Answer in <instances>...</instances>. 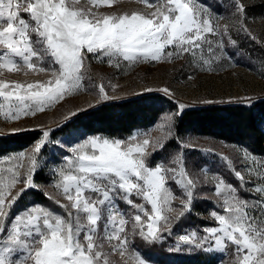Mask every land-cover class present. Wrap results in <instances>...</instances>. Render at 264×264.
Segmentation results:
<instances>
[{
  "label": "snow or ice",
  "instance_id": "obj_1",
  "mask_svg": "<svg viewBox=\"0 0 264 264\" xmlns=\"http://www.w3.org/2000/svg\"><path fill=\"white\" fill-rule=\"evenodd\" d=\"M113 2L88 0L94 7ZM142 2L152 10L97 15L80 7L81 0H0V70L50 72L52 77L27 85L0 80L4 101L0 116L14 122L82 89V69L90 56L99 62L107 58L109 66L117 68L121 61L186 58L193 66L211 70L214 61L227 55L229 45L237 46L233 31L254 38L248 23L256 17L250 13L264 9V0H214L215 8L206 0ZM220 8L228 10L227 15ZM221 18L228 23L220 25ZM162 91L170 95L169 89ZM99 93L102 99L108 98L102 85ZM252 99L244 97L242 102ZM184 109L180 104L175 116ZM174 118L166 117L167 131L155 141L140 140L135 134L127 141L91 136L69 146L71 155L50 170L53 186L67 201H56L66 216L40 205L12 213L29 189L39 190L34 176L47 163L40 153L51 143L50 131L41 130V138L27 154L5 158L16 163L0 171V264H154L136 246L137 241L147 249L162 246L165 237L173 234L166 214L175 210L172 201L180 200L178 222L193 210L197 189L207 183L199 173L187 171L182 150L170 154L167 163H152L171 138ZM180 145L181 149L187 146L184 141ZM23 159L28 164L21 173ZM244 160L254 181H246L240 170L233 171L243 186L252 183L250 198L241 197L239 189L220 179L214 194L222 200L219 207L224 214L210 213L218 227L205 228L204 235L181 234L168 251L218 253L222 260L227 253L228 264H264V161L257 162L247 153ZM17 183L24 187L12 194ZM176 190L181 196L174 195ZM133 196L143 203L135 202ZM120 203L134 211L122 210Z\"/></svg>",
  "mask_w": 264,
  "mask_h": 264
},
{
  "label": "rangeland",
  "instance_id": "obj_2",
  "mask_svg": "<svg viewBox=\"0 0 264 264\" xmlns=\"http://www.w3.org/2000/svg\"><path fill=\"white\" fill-rule=\"evenodd\" d=\"M149 2H154V0H149ZM206 2L215 4L214 0H206ZM80 7L86 10L91 9L97 15H121L133 12H149L152 10L142 0H114L111 6L100 5L98 7L89 4L88 0H81ZM218 10L227 15L228 10L223 8ZM262 15H264V9L259 8L250 13V16L256 17L255 21L250 20L248 23V27L254 38H250L243 33L237 35L233 31L232 36L236 40L237 46L232 47L229 45L227 47V55H224L218 61H214L211 65V70L193 66L187 62L186 58H178L168 62H139L135 64L121 61L120 67L117 68L109 66L107 58H105L104 62H99L90 56L85 61V66L82 69L84 76L82 89L65 95L63 99L50 105H46L44 110L37 111L34 115L22 116L14 122H6L0 116V136L38 130L40 131L38 139H40L41 130H48L51 133V130L68 120L74 113L77 114L80 111L92 108L108 100L158 92L170 100L171 105H173L170 108H166V111L161 113L159 118L150 126L133 130L125 139L95 134L69 140L65 137H53L51 133L49 137L51 143L48 144L46 150L48 156H46V153H40L42 161L48 160L45 171L48 172L49 177L43 183H35L38 186V191L47 197L49 204L31 202L28 198V193L31 190L29 189L12 209L13 215L22 212L30 206L40 205L54 213L66 216L67 213L56 201L59 200L61 203H67V201L53 186L55 178L52 176L50 170L56 166L63 165L66 154L71 155L68 151L69 146L75 147L76 143H82L84 139L91 136L127 141L135 134L140 140L147 138L150 142L155 141L161 138L165 134V131H167L166 117L171 115L175 118L173 120L171 138L168 141L169 144L167 143L166 148L162 152L156 154L152 163L155 164L161 160L167 163L170 154L182 150L187 171L189 173H199L201 181H207V183H202L197 189L196 199L192 206L194 212L191 211L186 214L178 222L176 221V216L177 212L180 211V200L174 199L172 201V208L175 210L169 211L166 214L173 225V234L165 237V243L160 246L162 250L152 253L150 258L154 264H173V258L178 257L176 256L177 254L182 256L190 253L187 249L180 253L170 252L168 249L176 243L177 237L181 234L197 231L199 234L204 235L203 230L205 228L218 227V223L210 215L213 210L224 214L219 207L222 200L214 194L215 183L223 179L227 184L239 189L241 197L250 198L252 183H249L247 187L243 186L235 176L233 169L240 170L244 174L246 181H254L255 178L254 176H250L245 170V165L248 162L244 160V156L247 152L224 139L205 133L189 130L183 133L179 131L175 132L174 123L180 117V115L176 117L175 114L180 104H184L185 108H187L219 103L242 102L244 97H251L253 98L252 100L264 98V78H262L264 77V44L261 43L264 42V19L259 18ZM218 23L224 25L228 21L221 18ZM209 39H213V37L209 36ZM190 76L191 79H189ZM51 78L50 72H32L26 69L13 72H8L6 69L0 70V80L5 82H20L24 85L37 81L46 82ZM101 85L105 89L107 99H102L100 96L99 87ZM164 88L170 90V95H166L162 91ZM21 91L23 92V90ZM0 103H4L2 97H0ZM13 103H15L14 100ZM5 110H7V105L5 106ZM162 125L165 126L163 129ZM38 139L18 152L0 156V171L16 163L15 160L9 161L5 158L15 157L21 152L27 154ZM180 141H184L187 146L181 149ZM148 151H152V149L149 148ZM248 155L257 162L264 161V158ZM224 157L228 159L224 160ZM229 160L231 161V165L228 164ZM20 164L19 171L24 173L28 164L27 159L20 161ZM256 166V164L251 165L253 168ZM23 187L22 183H17L11 190L12 194H15ZM174 195L179 197L181 196V192L176 190ZM132 199L137 203H143L142 200L135 196ZM121 206L126 207L123 203H121ZM146 210L150 211V205H146ZM131 211L134 210L129 208V212ZM189 214L192 217H189ZM141 215L146 220V217H143V214ZM136 246L140 247L139 241H137ZM192 252L214 257L216 262H220L221 264H228L229 261L227 253L223 255L222 260L218 253ZM163 256L165 260L162 259ZM110 259L119 260L120 258L118 256H111ZM129 264H132V262L129 261Z\"/></svg>",
  "mask_w": 264,
  "mask_h": 264
},
{
  "label": "trees",
  "instance_id": "obj_3",
  "mask_svg": "<svg viewBox=\"0 0 264 264\" xmlns=\"http://www.w3.org/2000/svg\"><path fill=\"white\" fill-rule=\"evenodd\" d=\"M213 7L216 5L213 4ZM172 106L171 101L158 92L108 100L78 112L66 120V125L63 122L51 130V133L53 137H65L69 140L95 134L125 139L133 130L150 126L166 108ZM174 128L175 132L183 133L189 130L218 137L252 156L264 158V98L254 99L251 103L233 102L187 107L176 119ZM69 133L72 135L69 136ZM39 135L40 131L34 130L0 136V156L22 150L38 139ZM47 148L48 145L43 148V154ZM47 165L48 160L35 174V183H43L48 179L49 174L45 171ZM28 195L31 202L49 204L47 197L38 190L31 189ZM119 205L122 210L129 211L127 205ZM189 217L192 215L189 214ZM139 249L146 257H150L152 253L162 250V247L147 249L140 244ZM176 256L178 257L173 258V264H221L216 262L214 257L201 253L190 252ZM162 259L165 260L164 256Z\"/></svg>",
  "mask_w": 264,
  "mask_h": 264
}]
</instances>
